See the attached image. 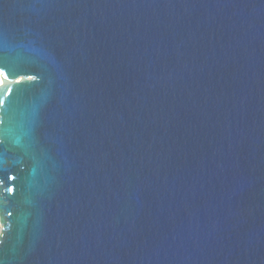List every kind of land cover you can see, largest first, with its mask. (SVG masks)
I'll return each mask as SVG.
<instances>
[{"label":"water","instance_id":"1","mask_svg":"<svg viewBox=\"0 0 264 264\" xmlns=\"http://www.w3.org/2000/svg\"><path fill=\"white\" fill-rule=\"evenodd\" d=\"M0 264H264V0H0Z\"/></svg>","mask_w":264,"mask_h":264},{"label":"bare ground","instance_id":"2","mask_svg":"<svg viewBox=\"0 0 264 264\" xmlns=\"http://www.w3.org/2000/svg\"><path fill=\"white\" fill-rule=\"evenodd\" d=\"M0 83H1V78H0Z\"/></svg>","mask_w":264,"mask_h":264}]
</instances>
